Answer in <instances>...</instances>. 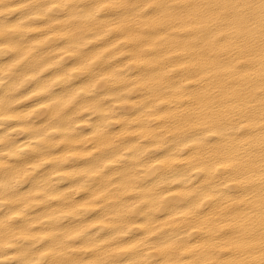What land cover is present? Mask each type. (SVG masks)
Wrapping results in <instances>:
<instances>
[{"label": "clouds", "instance_id": "obj_1", "mask_svg": "<svg viewBox=\"0 0 264 264\" xmlns=\"http://www.w3.org/2000/svg\"><path fill=\"white\" fill-rule=\"evenodd\" d=\"M189 2L0 0V61L14 57L0 62V264H264V0H228L225 9L243 14V33L260 46L258 76L246 82L259 89L249 102L258 106L256 126L247 128L255 134L243 155L211 134L220 124L196 115L203 108L193 93L209 81L189 88L199 71L171 70L201 52V35H181L175 6ZM219 2L197 0L196 9L210 16ZM49 32L66 45L45 50L59 41ZM33 33L44 38L33 43ZM94 44L106 46L88 50ZM69 58L77 64L66 69ZM52 69L53 78L41 79ZM84 74L87 83L54 92ZM35 97L46 102L21 107ZM242 130L230 135L239 140ZM26 151L42 158L10 163ZM44 165L50 170L37 178ZM29 180L32 189L22 192ZM64 182L72 186L58 190ZM234 186L251 187L237 197ZM241 198L249 208L242 226L259 240L251 259L226 257L224 235L199 228L213 209ZM239 213L233 207L214 224L238 223Z\"/></svg>", "mask_w": 264, "mask_h": 264}, {"label": "bare ground", "instance_id": "obj_2", "mask_svg": "<svg viewBox=\"0 0 264 264\" xmlns=\"http://www.w3.org/2000/svg\"><path fill=\"white\" fill-rule=\"evenodd\" d=\"M228 0H220V2L210 10V16H202L199 10L196 9L197 0H190L187 4L176 5L177 15L181 18L183 32L181 35L183 38H191L196 35H201L203 40L201 41V52L199 54H191L192 59L189 61L181 60L180 63L173 65L172 67L176 71H184L189 74L199 71V77H193L190 75V80L193 83L196 79L201 81L207 80L209 84L203 89H198L193 93L194 98L203 108V113H196L198 117L208 119L209 117L220 124L222 127L219 131H216V135L225 138L228 141L227 147L233 148L237 153L243 155L245 153L244 145L252 140V135L255 134L254 130L247 129L256 126V116L258 114V106L249 103L252 97L259 91L257 88L251 87L249 83L251 79L258 76V72L255 70V63L259 57V41L249 40L241 29L239 23L242 13H239L231 8L226 9ZM151 11V10H149ZM13 20L15 17L12 18ZM36 27H41L36 25ZM233 28L232 32H226L225 28ZM221 33H223L221 35ZM48 37L55 41L50 45H39L44 47L45 50L55 51L56 48L64 47L66 45L65 40H60V37L56 33H48ZM41 33H33L30 35V39L36 40L43 39ZM106 46L103 44L89 45L90 51H95L98 47ZM178 56L189 55L185 49H178L175 53ZM13 56L4 57L3 63L10 62ZM77 59H66L64 67L70 68L76 66ZM185 65L184 68L178 67L179 65ZM57 74L56 69L49 70L42 74L41 79H50ZM88 82V75L79 77L77 80L70 82L69 86H59L54 89L57 94L63 93L68 87H79L82 84ZM35 83L30 86L34 87ZM189 88H196L195 85H189ZM46 102L43 97H35L30 101L25 102L24 106H21L24 110L34 107L37 103ZM189 102L185 101L187 105ZM46 117H41L36 120V125L45 123ZM236 120H242L243 123L235 125ZM243 129L239 134V140L235 135H230L234 131L238 132ZM28 137L20 136L17 140L18 143H23ZM25 145V149H27ZM63 149L56 150L53 154H59ZM42 158L40 153L26 151V153L19 157L13 158L10 163L15 167H25L32 163L38 162ZM235 162H229L226 166L232 167ZM83 164V161L81 162ZM50 170L49 165H44L41 169L37 170L35 176L38 178L45 172ZM72 185L69 182H64L58 185V190L63 191ZM235 191L233 195L240 197L246 195V189H250L251 186H234ZM32 189V181L24 184L21 188L22 192H26ZM39 195L40 192L37 189L35 192ZM80 198H85V194H81ZM242 199L236 200L233 204H229L227 207H221L213 209L209 213L208 217L203 218L200 222V229L209 227H215L224 235L223 245L220 249L222 254L228 258H242L247 257L251 259L254 256H258L259 252V240L257 237L249 235L248 231L242 225L247 224V220L243 218V213L249 210L248 206L242 204ZM32 204L31 198L27 201ZM57 206V202L53 201L50 205H39L31 210L32 215H38L45 211L50 210V207ZM233 207H237L238 223L229 224H214V221ZM7 211V209H5ZM4 212H0L3 215ZM90 218H95V213L90 214ZM162 219L164 217H161ZM242 222V223H241ZM17 225L19 220L15 222ZM66 224L68 222H65ZM103 235V234H102Z\"/></svg>", "mask_w": 264, "mask_h": 264}, {"label": "snow or ice", "instance_id": "obj_3", "mask_svg": "<svg viewBox=\"0 0 264 264\" xmlns=\"http://www.w3.org/2000/svg\"><path fill=\"white\" fill-rule=\"evenodd\" d=\"M221 35H222V34H221ZM95 59H96V57H93L92 60H91L90 62H95ZM178 67H180V68H184L185 65L181 64V65H179ZM80 70H83V66H80V68H78V69H74L73 71H80ZM171 70L175 71L176 69H175V68H172ZM188 83L191 84V83H193V81L189 80ZM211 134H212V135H216V133H211ZM107 163H110V162H107ZM106 166H107V164H106Z\"/></svg>", "mask_w": 264, "mask_h": 264}]
</instances>
